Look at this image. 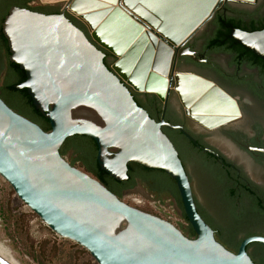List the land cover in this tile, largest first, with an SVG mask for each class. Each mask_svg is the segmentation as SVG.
<instances>
[{"label": "water", "instance_id": "obj_1", "mask_svg": "<svg viewBox=\"0 0 264 264\" xmlns=\"http://www.w3.org/2000/svg\"><path fill=\"white\" fill-rule=\"evenodd\" d=\"M225 1L250 0H67L55 14L13 6L1 23L9 60L25 73L14 87L25 88L50 130L0 97V176L51 231L83 247L97 264H254L246 246H264V236L252 235L231 252L214 238L196 209L197 204L206 214L211 208L205 184L186 160L190 184L161 126L177 129L196 147L216 154L196 144L181 126L150 118L129 90L154 93L165 108L173 50L181 49ZM62 3L40 6L60 8ZM65 12L85 27L90 39ZM230 36L264 60V28H232ZM101 49L115 58L109 67ZM177 91L189 114L207 127L238 113L233 98L202 78L179 76ZM73 135L94 141L98 167L116 180L127 177L128 162L159 169L174 180L188 223L168 193L143 196L170 198L178 219L186 230L190 225L195 237L125 203L71 165L58 148ZM218 141L236 154L228 141ZM259 229L264 232V224ZM249 250L260 258L254 246Z\"/></svg>", "mask_w": 264, "mask_h": 264}, {"label": "flooded vegetation", "instance_id": "obj_2", "mask_svg": "<svg viewBox=\"0 0 264 264\" xmlns=\"http://www.w3.org/2000/svg\"><path fill=\"white\" fill-rule=\"evenodd\" d=\"M32 1H29L28 5L32 6L30 4ZM13 6H10L8 10ZM41 7L51 8V6ZM52 8H58V10L37 12L55 14L62 9ZM3 9L0 5L1 23L8 12L7 10L3 13ZM64 16L72 22L68 13L65 12ZM232 28L245 32L263 29L264 0L221 3L181 49L173 50L174 54L167 77L168 79L171 77L172 80L168 93L166 92L165 108L164 102L154 93L129 89L137 105L143 108L150 118L159 121L163 117L164 122L181 126L196 144L216 154H210L196 147L177 129L161 126V131L176 149L190 184L191 179L186 168V160L190 161L194 171L203 180L211 204L209 213L204 214L197 206L195 198L194 201L205 216L204 220L212 229L214 238L221 244L241 239L245 234L264 236V232L259 229L260 218L255 214V211L264 212V60L249 48L238 44L230 36ZM83 33L85 34L84 31ZM2 41L0 44V80L1 82H4V79L16 81L18 77L12 75L16 63L9 60L8 46L4 36ZM182 50L190 54L181 53ZM103 52V62L109 67L115 58ZM17 67L19 68L18 64ZM181 75H193L206 80L215 91L218 90L219 94L233 98L238 113L211 127L199 123L189 114L177 91L178 78ZM24 80L25 78L21 82ZM37 119L46 123L44 125L47 130L43 129L44 131L50 130L49 123L44 117L42 120ZM218 138L228 141L236 154L228 153L222 148L218 143ZM64 141L58 148L59 154L64 147ZM62 157H67L70 163L75 154L72 149L68 148ZM128 170L131 177L127 175ZM127 171V177L123 180H116L108 175L117 181V184L112 183V189L106 188L116 196L119 190L120 193L117 196L119 199L123 193L131 191H137L150 197L168 195L166 174L163 171L146 168L133 162L127 163ZM131 181L133 182L131 187L120 188L123 182ZM249 244L245 248L248 256L253 262L254 260L259 262L261 258L257 259L249 250L254 245ZM223 246L231 252L237 251L229 246ZM261 246L264 248L263 245Z\"/></svg>", "mask_w": 264, "mask_h": 264}, {"label": "rangeland", "instance_id": "obj_3", "mask_svg": "<svg viewBox=\"0 0 264 264\" xmlns=\"http://www.w3.org/2000/svg\"><path fill=\"white\" fill-rule=\"evenodd\" d=\"M59 3L33 0L32 6ZM63 4L59 9L63 7ZM67 160V157H65ZM73 166L85 171L79 163ZM87 172V171H85ZM94 177L92 173L87 172ZM120 199L147 213L168 220L187 236L183 222L173 210V201L147 199L140 192H125ZM0 244L19 264H97L83 247L58 236L15 194L0 176Z\"/></svg>", "mask_w": 264, "mask_h": 264}, {"label": "trees", "instance_id": "obj_4", "mask_svg": "<svg viewBox=\"0 0 264 264\" xmlns=\"http://www.w3.org/2000/svg\"><path fill=\"white\" fill-rule=\"evenodd\" d=\"M29 1H31V0H0V5L3 6V8H4L2 11L3 13H6L8 8L10 6H13V5L18 6V7L28 8L30 10L40 11V12H48V11H57L58 10V8L53 9L52 7L46 8V9L44 7H41V6H33L32 7V6L28 5ZM70 19L72 20V22L76 26H78L80 29H82L85 32V34L87 35V37L89 38V35H88L85 27L79 21L73 19L72 17H70ZM1 20H2V18H0V44H2V42H3L2 41L3 35L1 33ZM227 38L228 37H226V39ZM105 53L107 55H110L106 51H105ZM12 72H13L12 75L17 76L18 78L16 79V81H10L9 79H4V82H2L0 85V97L11 109L16 111L20 115L27 117L28 119L38 123L42 129L47 130V128L44 125L46 123H43L37 119V118H40L42 120L43 117L32 105V101H31L29 95L27 94L25 88L16 89L14 87L16 84L20 83L25 78L24 71L19 69L17 67V64H16L14 66V70H12ZM68 148L72 149L74 154H75V157L70 162L72 165L75 162H79L80 165L83 167V169H85V171L92 173L93 176L101 184H103L105 187H108L109 189L110 188L112 189V187H111L112 183L117 184L116 183L117 181L110 178L104 171H102L98 167L96 159H95L96 146H95L94 141L91 138H89L85 135H73L71 137H68L64 141V147L60 151V155L63 156L65 154V152L68 150ZM127 175H129L131 177L129 170L127 171ZM166 182H167V188H168L167 193L169 195H171V197L174 199V202L176 203V205L178 206V208L182 212V217L188 223V221H187V219L183 213V210H182V205L180 202V198H179L174 180H172L169 176L166 175ZM120 185H122V186H120V188H127V187H131L133 185V182L132 181L129 183L123 182ZM119 193H120L119 190H117V196H119ZM196 209H197L198 213L200 214V216L203 217V219H204L205 216L200 212V210H198L197 206H196ZM255 214L257 217L260 218L259 225H261V224L263 225L264 224V212L255 211ZM187 231H188L187 236L189 238L195 237V234H194L193 230L191 229L190 225H188ZM249 235L250 234H245L244 236H242L241 239L234 240L232 242L222 243V245H226V247L229 246V247L233 248L235 251L238 247V244L243 239V237H246ZM251 244L256 246L255 247L256 252L258 253V255L261 258V260H259V262L254 260L255 264H264V248L258 243H251Z\"/></svg>", "mask_w": 264, "mask_h": 264}, {"label": "bare ground", "instance_id": "obj_5", "mask_svg": "<svg viewBox=\"0 0 264 264\" xmlns=\"http://www.w3.org/2000/svg\"><path fill=\"white\" fill-rule=\"evenodd\" d=\"M45 1H48V2H57V1H63V0H45ZM0 260L3 261L5 264H19L14 258H12V256L6 250V248H4L3 246H1V244H0Z\"/></svg>", "mask_w": 264, "mask_h": 264}, {"label": "crops", "instance_id": "obj_6", "mask_svg": "<svg viewBox=\"0 0 264 264\" xmlns=\"http://www.w3.org/2000/svg\"><path fill=\"white\" fill-rule=\"evenodd\" d=\"M67 0H63V1H57V2H63V3H65ZM64 5V4H63Z\"/></svg>", "mask_w": 264, "mask_h": 264}, {"label": "built area", "instance_id": "obj_7", "mask_svg": "<svg viewBox=\"0 0 264 264\" xmlns=\"http://www.w3.org/2000/svg\"><path fill=\"white\" fill-rule=\"evenodd\" d=\"M163 201V200H162ZM164 202V201H163ZM163 219V218H162ZM164 220H166V219H164ZM166 221H168V220H166Z\"/></svg>", "mask_w": 264, "mask_h": 264}]
</instances>
